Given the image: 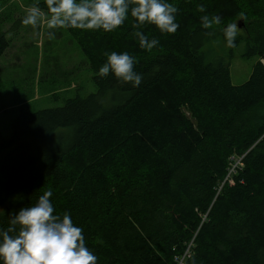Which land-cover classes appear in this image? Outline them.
<instances>
[{
	"label": "trees",
	"instance_id": "1",
	"mask_svg": "<svg viewBox=\"0 0 264 264\" xmlns=\"http://www.w3.org/2000/svg\"><path fill=\"white\" fill-rule=\"evenodd\" d=\"M180 1L174 34L142 25L151 51L134 33L65 28L96 91L18 108L0 134V229L51 190L53 214H70L96 264H264V0H204V12ZM203 15L221 23L204 29ZM239 19L229 48L224 29ZM240 45L256 61L234 86ZM112 52L135 58L140 85L98 76Z\"/></svg>",
	"mask_w": 264,
	"mask_h": 264
},
{
	"label": "clouds",
	"instance_id": "2",
	"mask_svg": "<svg viewBox=\"0 0 264 264\" xmlns=\"http://www.w3.org/2000/svg\"><path fill=\"white\" fill-rule=\"evenodd\" d=\"M46 13L38 6L26 9L22 25L35 28L38 23L48 29L73 28L81 30H104L111 32L121 26L130 14L136 21L134 28L147 24L155 25L162 33L174 34L179 25L175 22L177 7L164 0H45ZM198 11L204 12L200 5ZM243 16V13H241ZM221 23L220 16L203 15L204 29ZM238 26L229 23L224 29L227 47H235ZM207 35L213 33L208 32ZM140 47L151 51L159 43L149 40L137 31ZM50 38L54 37L49 33ZM107 55V62L99 69L98 76L109 73L121 82L138 86L142 76L134 71L135 58L128 53ZM51 190L45 191L37 202L22 208L13 215L6 229H0V264H96L97 257L85 246L82 229L74 226L70 214L61 218L54 215L50 202Z\"/></svg>",
	"mask_w": 264,
	"mask_h": 264
},
{
	"label": "rangeland",
	"instance_id": "3",
	"mask_svg": "<svg viewBox=\"0 0 264 264\" xmlns=\"http://www.w3.org/2000/svg\"><path fill=\"white\" fill-rule=\"evenodd\" d=\"M173 2L174 0H170ZM176 1V0H175ZM183 7L191 6L197 10L204 0H182ZM45 0H0V33H5L9 46L0 58V134L9 135V125L15 118L20 106H29L33 110H43L61 106L63 98L73 97L75 91L87 94L95 93L88 64L76 42L65 28L48 29L39 24L33 28L24 26L21 21L26 16V9L42 4ZM165 2V0H164ZM179 0L173 6H177ZM44 11V10H43ZM46 15L47 11H44ZM241 19L234 23L240 26ZM130 14L125 22L111 32L93 30L95 37L114 33L125 38L135 32L146 30L137 24ZM147 24V23H146ZM157 32L158 29H153ZM54 37L50 38L49 33ZM143 34L148 38L146 31ZM106 39V37H104ZM244 45L234 51L230 63V79L234 86L247 81L255 58L242 59ZM238 157L233 159L230 173L236 170ZM168 259L171 256L168 255Z\"/></svg>",
	"mask_w": 264,
	"mask_h": 264
},
{
	"label": "built area",
	"instance_id": "4",
	"mask_svg": "<svg viewBox=\"0 0 264 264\" xmlns=\"http://www.w3.org/2000/svg\"><path fill=\"white\" fill-rule=\"evenodd\" d=\"M240 162V165L238 166H241V158L238 160L237 164ZM182 261V260H181ZM181 261L179 262V264H181Z\"/></svg>",
	"mask_w": 264,
	"mask_h": 264
},
{
	"label": "water",
	"instance_id": "5",
	"mask_svg": "<svg viewBox=\"0 0 264 264\" xmlns=\"http://www.w3.org/2000/svg\"><path fill=\"white\" fill-rule=\"evenodd\" d=\"M239 25H241V24H239ZM240 26H238V28H239Z\"/></svg>",
	"mask_w": 264,
	"mask_h": 264
}]
</instances>
